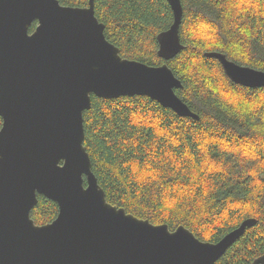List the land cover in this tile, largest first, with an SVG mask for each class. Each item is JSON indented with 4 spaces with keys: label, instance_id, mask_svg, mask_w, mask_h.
Returning <instances> with one entry per match:
<instances>
[{
    "label": "water",
    "instance_id": "water-1",
    "mask_svg": "<svg viewBox=\"0 0 264 264\" xmlns=\"http://www.w3.org/2000/svg\"><path fill=\"white\" fill-rule=\"evenodd\" d=\"M166 1L173 22L156 37L164 63L149 66L122 58L107 41L94 0L83 8L0 0V264H215L256 223L246 219L216 243L201 241L183 226L170 230L109 204L92 172L83 126L92 96L147 97L199 120L165 63L184 49L181 0ZM204 56L234 84L264 88V71L220 52ZM38 196L58 206L51 223L30 217ZM252 264H264V255Z\"/></svg>",
    "mask_w": 264,
    "mask_h": 264
},
{
    "label": "trees",
    "instance_id": "trees-1",
    "mask_svg": "<svg viewBox=\"0 0 264 264\" xmlns=\"http://www.w3.org/2000/svg\"><path fill=\"white\" fill-rule=\"evenodd\" d=\"M181 5L184 49L165 63L182 82L175 93L199 120L181 118L147 97L92 96L83 113L84 146L106 201L139 219L170 230L183 226L212 243L254 219L215 263L252 264L264 255V88L234 84L204 54L220 52L264 71V0H181ZM94 14L122 58L164 63L156 37L173 22L166 0H94ZM35 27L34 22L29 32ZM37 198L31 219L51 223L57 204Z\"/></svg>",
    "mask_w": 264,
    "mask_h": 264
},
{
    "label": "flooded vegetation",
    "instance_id": "flooded-vegetation-1",
    "mask_svg": "<svg viewBox=\"0 0 264 264\" xmlns=\"http://www.w3.org/2000/svg\"><path fill=\"white\" fill-rule=\"evenodd\" d=\"M36 23V22H35ZM36 26H37V23H36ZM36 28V27H35ZM34 31V30H33ZM30 33V32H29ZM32 33V32H31Z\"/></svg>",
    "mask_w": 264,
    "mask_h": 264
}]
</instances>
